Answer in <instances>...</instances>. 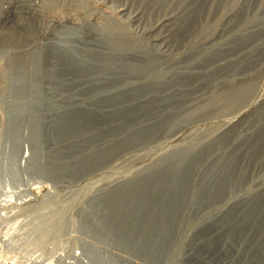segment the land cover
Listing matches in <instances>:
<instances>
[{"label": "rangeland", "instance_id": "1", "mask_svg": "<svg viewBox=\"0 0 264 264\" xmlns=\"http://www.w3.org/2000/svg\"><path fill=\"white\" fill-rule=\"evenodd\" d=\"M36 9L28 16L34 28L29 33L34 42L27 46L32 91L25 93L19 83L24 73L17 54L0 47V126L10 141L5 151L12 154L19 146L15 125L27 123L25 135L36 152L35 172L27 181L39 201L76 203L75 214L102 217L104 226L136 242L144 257L169 249L166 264H264V240L243 239L245 228L252 232L262 223L253 215L239 221L251 208L254 215L264 214V164L247 191L223 203L213 218L198 217L225 184L241 182L239 167L253 163L264 146V0H46ZM88 21L92 24L85 26ZM100 22L126 34L113 47L116 54L109 53L115 41ZM189 36L199 38L194 47L187 46ZM153 70L150 78L143 74ZM70 98L90 105L80 111L50 109V101L60 107ZM40 105L47 109L40 111ZM135 117L138 126L130 125ZM189 117L184 130L170 135ZM76 126L96 134L89 156L69 147ZM105 131L109 144L125 132L135 135L134 142L106 161ZM153 131L159 134L149 138ZM182 143L197 144L198 151L183 159L166 199L150 195L147 177L137 186L141 204L119 203L121 186ZM196 164L209 167L210 174L196 205L185 211L188 218L177 223L173 189ZM93 165L99 166L79 177ZM3 190L0 186L1 196ZM216 226L227 232L226 248L232 245V251L217 249Z\"/></svg>", "mask_w": 264, "mask_h": 264}, {"label": "built area", "instance_id": "2", "mask_svg": "<svg viewBox=\"0 0 264 264\" xmlns=\"http://www.w3.org/2000/svg\"><path fill=\"white\" fill-rule=\"evenodd\" d=\"M16 182L10 177L2 185L0 264H142L128 241L104 228L102 217L75 214L76 203H43L36 194L35 199L20 202L16 198L26 191L15 188ZM166 252L152 251L153 263L162 264Z\"/></svg>", "mask_w": 264, "mask_h": 264}, {"label": "water", "instance_id": "3", "mask_svg": "<svg viewBox=\"0 0 264 264\" xmlns=\"http://www.w3.org/2000/svg\"><path fill=\"white\" fill-rule=\"evenodd\" d=\"M118 52L115 48L112 47L110 50V54H116ZM153 72V71H152ZM151 73L150 71L144 72L147 74ZM23 83V84H22ZM27 83V82H26ZM23 90L25 93L28 92L29 86L24 82H20ZM122 86L121 84L118 85L117 89H120ZM27 91V92H26ZM51 102V101H50ZM50 109H69L72 111H80L84 109H88L89 102L85 100H77L75 98H70L69 101L64 106L57 107L54 103H50ZM41 106V105H40ZM39 106V107H40ZM47 108H43L41 106L39 108L40 111H44ZM257 110L254 109L244 118L236 123L243 122L247 119L251 114H253ZM140 121V117H135L130 125H137V122ZM129 125V126H130ZM235 125V126H236ZM116 129V128H115ZM139 132L142 130V124L139 123ZM124 133V132H123ZM158 131H153L149 138L158 135ZM108 131H105L102 135V142L105 146L104 152H108L109 154L106 155L107 158L111 156H117L122 153L127 147H129L134 141H132V137L135 135H126L120 134L118 139L113 143H107ZM136 134V133H135ZM95 137L96 134L92 131H88L83 129L82 127H77L72 130V134L69 140V147L71 151L80 154L81 156H89L92 152L95 151ZM147 138V139H149ZM198 151V147H178L176 149L168 151L167 154L163 155L157 161L153 162L147 170L142 172L141 174H137L136 177L132 180L121 186L117 191V198L124 197V200H119V203H133L132 205H139L141 204V194L138 192V185L140 182L144 181L147 177L151 179V184L149 187V193L153 197L155 195H160L161 199H166L169 195L170 186L169 184L173 183L174 178L182 172V161L185 157L192 155ZM109 156V157H108ZM212 157V156H211ZM105 158V160L107 159ZM264 164V146L261 149L257 159L253 163L243 164L239 167V171L241 172V182H234V183H227L225 187L219 191L218 195L211 200L209 203L203 204L204 207L203 212L199 214V218H203L204 221L213 218L215 214L219 213L221 209L219 207L230 200V198L239 197L241 192L247 191L248 185L253 181L255 178V171L258 166ZM210 174V168L205 166L190 165L185 171V178L177 187L173 189V192H178V196L176 199V208L180 209V213L178 214L177 218H172V220L176 221L177 223L182 222L183 220L187 219L188 216L185 214V211L193 206L196 205V195L200 186L204 183L206 178ZM159 182L160 185H159ZM162 183H164L162 185ZM133 187V190H130ZM249 194V193H247ZM233 199V198H232ZM254 209V208H251ZM248 210L244 212L241 216H239L240 223H246L249 220L250 216H254V218L260 221L262 224L261 228L255 229L252 232H249L248 229L245 228L243 233V239L247 238L248 235L251 236V241L254 244H258L261 240H264V214H257L254 215V210ZM184 229H182L181 233H183ZM215 238L217 240V249L222 250H230L232 251L231 247H227V238L228 234L225 230L221 228V226H216L213 230ZM226 248V249H224Z\"/></svg>", "mask_w": 264, "mask_h": 264}, {"label": "bare ground", "instance_id": "4", "mask_svg": "<svg viewBox=\"0 0 264 264\" xmlns=\"http://www.w3.org/2000/svg\"><path fill=\"white\" fill-rule=\"evenodd\" d=\"M31 2H32V0H19V1L18 0H0V20H1L0 24L2 25V28L0 29V47H3L5 50H9V51L11 50L17 54V55H15L14 58H15V60L20 61V63L23 64V66L22 65L21 66L19 65V66L21 69H23L22 71L24 73L20 76L21 78L19 80H20V82H24L25 84H28V86H29L28 91H32L31 89H32L33 85H32L31 78L27 77V75L31 72L32 65L27 63V62L33 61V58H32V56L29 55V48L27 46L34 42V39L29 38V33L32 30H34V28L31 27V25L28 21V19H29L28 16H29L30 11L32 9L37 10L36 8H38V7H41V8L44 7L46 0H38V1H36L37 3L35 2V5H33V6H32ZM38 11H40V10H38ZM91 24L92 23L90 21H88V23H85V26H89ZM99 25L101 27L100 30H103L104 34H108L110 36V38H112L115 41L113 43L114 46H112V47H116V45L118 43H121V41L123 42L124 40H127L125 37L126 34H124L121 30H115L114 27L107 25V24H104V23H101V22L99 23ZM83 27H84V25H83ZM107 37L108 36H106V38ZM107 40L110 41L111 39L108 38ZM198 41H199L198 36H196V37L189 36L187 39V46L188 47H194L198 43ZM18 49H20V50H18ZM132 50L134 52H137V50H135V49H132ZM135 54H139V53L137 52ZM33 57H35V56H33ZM150 72L151 73L147 74V77H149V78L154 75L153 74L154 70H153V72L152 71H150ZM36 103H37V101H36ZM191 120L192 119L190 117L182 119L178 124L175 125V127L173 128V132H171L170 135H176L179 132H181L182 130H184ZM26 124L27 123H25V127H20L19 122H17V124L15 125V127L17 128V133H18V139H19L18 144H19V146H18V149L15 152H13L12 154H8L9 152L5 151L7 144H8V146L10 145L9 144L10 141L7 138L6 130L4 129L3 125L0 126V169H1L0 173H1V177H2V179L0 178V186L3 185V181L6 178L16 177L17 178V182H16L17 187H15V188H17L18 190L22 188V190L24 189L26 191V192H23L22 196L17 198V200H19L20 202H27L31 199H35L34 196H36L35 193L30 190V188H29L30 184H28L29 182L27 181L28 180L27 177L31 178L32 172L33 173L35 172L34 170H35L36 166L34 167V165H32L35 163H31V158L36 160V158L34 157V154L36 155V152L30 146L31 140L29 139L28 136L25 135V129L27 126ZM178 147H192L193 148V147H198V145L197 144L182 143L179 146H173L172 148L168 149L166 152H164L161 155H159L158 157H156L149 165H147L142 170L137 172L136 175L141 174L142 172L147 170V168L153 162L157 161L163 155L167 154L168 151L176 149ZM114 157H116V156H111L110 158L106 157L107 158L106 161H108ZM102 165H101V167H102ZM98 166L99 165H97V166L93 165V166L86 167L84 169V172H83L84 174L79 172V177L85 175L89 171L96 169ZM25 178H26V181L23 182V180ZM19 191H21V190H19ZM231 199L232 198H230V200ZM3 202H5L4 197H2L0 195V203H3ZM96 205L97 204L95 203L94 206H96ZM89 217H97V216H94V215L91 216L90 215ZM104 228L112 229V228H109L108 226H104ZM100 230L101 229H93V231H95V232H99ZM109 231H111V230H108V232ZM118 234L122 237L119 240L123 239L124 241H126V239L123 238L124 235H122V233H118ZM129 243L131 245V246L128 245L129 248L132 247V249L137 250L139 252V258L141 259L142 264H154L153 261L151 260L152 258L150 256L144 257L140 254V251H139L140 248L137 246L136 242L135 243L129 242ZM126 244H128V243H126ZM160 249H162V248H160ZM166 251H167V249H166ZM170 251H171L170 253H172L171 249H170ZM168 252H169V249L165 253V257L163 256L164 260H163L162 264H166V262H167L166 258L168 257V254H167ZM171 255L172 254H170V256ZM5 257L9 258L8 256H5ZM11 260H12V258H11Z\"/></svg>", "mask_w": 264, "mask_h": 264}]
</instances>
